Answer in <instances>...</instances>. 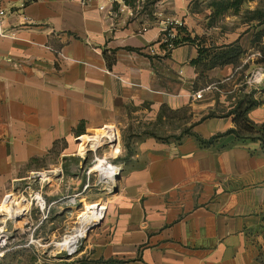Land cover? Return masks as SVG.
<instances>
[{
  "label": "crops",
  "instance_id": "1",
  "mask_svg": "<svg viewBox=\"0 0 264 264\" xmlns=\"http://www.w3.org/2000/svg\"><path fill=\"white\" fill-rule=\"evenodd\" d=\"M189 1L149 0L129 17L101 0H0L7 32L0 36V209L13 199L1 204L7 194L20 196L28 180L45 173L52 191L66 193L70 181L61 162L78 139L97 131L91 136L97 143L111 131L116 154L114 126L128 115L163 119V110L193 108L199 117L193 137L120 142L118 155L103 159L117 170L114 182L102 180L110 169L100 167L97 183H89V173L79 193L48 199V207L70 210L80 198L92 204L89 192L95 188L94 201L104 209L84 248L93 259L254 262L255 234L264 230V151L258 142L227 134L234 124L226 115L250 91L240 74L233 77L241 59L238 68L217 66L201 76L191 65L196 45L185 43L167 56L160 48L165 23L185 20ZM212 43L241 48V36ZM197 92L199 100L192 96ZM253 96L260 103L247 118L258 130L264 124V87H255ZM43 164L47 170L38 172ZM91 207L97 217L99 206ZM17 257L6 254L0 264H23Z\"/></svg>",
  "mask_w": 264,
  "mask_h": 264
},
{
  "label": "rangeland",
  "instance_id": "2",
  "mask_svg": "<svg viewBox=\"0 0 264 264\" xmlns=\"http://www.w3.org/2000/svg\"><path fill=\"white\" fill-rule=\"evenodd\" d=\"M232 1L190 0L189 15L180 22L182 28L186 30L183 33L191 38L195 36L201 38L206 45H210L212 42L221 45L228 43L238 35L241 36V48L245 51L242 62L247 61L246 63L250 64L252 61H261L244 71V75H247L246 80H252V83L248 84V88L253 90L255 87H264V0H244L237 8L224 6L225 3ZM242 65L244 64L242 63ZM257 72L260 74L254 77ZM195 113L193 108H189L177 112L163 110V119L152 116L142 118L139 113L128 115L114 126L118 137L116 146L118 152L116 154L113 153L114 140L111 143H107L106 140L98 142L96 149L89 148V142H85L81 147V141L91 139V136L95 135L97 131L92 135L78 139L73 145L71 155L61 162L65 176L70 181V187L66 193L52 191L50 186H47L46 179L49 182L52 180L45 173L36 182L34 180L30 183L28 180V184L21 187L23 192L20 194L21 199H17L20 198L18 194H7L13 198L7 204L10 211L0 213V226H3L7 234L10 235L7 245L10 251L7 254L20 256L17 259H21L23 264H80L88 256V251L84 249L85 245L100 223L104 209L102 201H98V199L94 201L95 197L99 195L95 188L89 192L92 195V204L86 203L83 198H80V205L75 203L74 208L70 210L49 207L45 209L48 210L47 212L45 210L41 212L33 202L26 206L30 200L27 195L32 196L33 192L38 191L46 207L48 199L62 196L67 198L73 193L76 195L82 187L88 168L91 173L88 176L89 183H97L99 171L92 170V168L104 158L117 156L120 151V142L128 144L143 137L179 142L185 137H193L192 127L199 120ZM260 149L264 151L261 145ZM54 157L56 160L59 155H54ZM47 168L44 164L39 165L38 172H45ZM110 189L112 188L110 187ZM95 204L100 208V214L97 217L94 207H91ZM86 207H89L91 211ZM84 217H88L87 221L90 222L86 221L84 224L82 222ZM82 225H85L83 238L76 244L75 252L62 248L60 245L62 240L67 236L74 235ZM253 255L254 262L252 264H264V230L255 234Z\"/></svg>",
  "mask_w": 264,
  "mask_h": 264
},
{
  "label": "trees",
  "instance_id": "3",
  "mask_svg": "<svg viewBox=\"0 0 264 264\" xmlns=\"http://www.w3.org/2000/svg\"><path fill=\"white\" fill-rule=\"evenodd\" d=\"M244 0H233L232 2H227L224 4L227 8H237ZM186 32L184 28H177L176 39L173 40L174 47H178L185 43H191L197 46L198 53L197 58L191 61V65H193L197 71L202 74L214 67L224 66V65H232L233 68L240 67V59L241 65L242 60L245 56V51L240 48V46L236 43L230 44L224 47H216L213 43L210 45H206L205 41L201 38L195 36L191 38L189 35L183 33ZM161 49H164V45L160 46ZM169 53H166L167 56ZM259 62H255V64H259ZM242 67V68H241ZM238 71L233 75L236 76V73L240 74V80L244 82L247 78V75H244V71L249 68V64L246 63L242 65ZM246 86L241 84V91L244 92ZM234 108L229 111L227 116H233V124L234 128L227 132V134H232L237 141H251L258 142L262 148H264V124H262L258 130L255 129V126L248 120L247 113L259 105V101L254 99L253 90H250L247 94L241 93V96L235 102ZM212 116V115H208ZM213 139H210L206 142H211ZM202 143L205 141L199 140ZM80 264H127V261L119 260V259H93L91 257L86 256Z\"/></svg>",
  "mask_w": 264,
  "mask_h": 264
},
{
  "label": "built area",
  "instance_id": "4",
  "mask_svg": "<svg viewBox=\"0 0 264 264\" xmlns=\"http://www.w3.org/2000/svg\"><path fill=\"white\" fill-rule=\"evenodd\" d=\"M101 1H103L104 3H108V4L118 5V13H120V14L126 13L129 17H134L135 14H138L141 10H143L145 8V6L147 5L149 0H131L132 1L131 6H128L126 4L127 0H101ZM150 1H157L158 2L160 0H150ZM5 17H6V12L4 10H0V36H3L7 33L2 28V24L4 23ZM178 27H181L180 22L168 21L165 23V27L161 30L160 44L164 45V49H163L164 54L171 52L175 48L173 40L176 39ZM141 31L145 32L146 27H143L141 29ZM259 74H260L259 72L255 73L254 77L256 75H259ZM250 83H252V80L247 81V84H250ZM192 96L195 100H199L201 98V92L194 93ZM104 128H102V129H104ZM110 128L113 130L112 127H110ZM95 161H97V160L95 159ZM102 161H103V164L107 168H109L111 166L109 163H106L104 160H102ZM113 168L114 167L112 166L111 170H109V172H108L109 176L101 173L102 180H104V181L107 180L108 183L114 182V178L117 174V170L113 169ZM89 173H90V168L87 169L86 175H89ZM113 173L115 174V176H114L113 180L111 181V180H109L110 179L109 177L112 176ZM86 187H87V185L85 186V188ZM6 197H8V196L6 195L3 198L1 204H3L5 202ZM27 197L30 198L29 205H31L33 202L34 205L36 207H38L41 212L44 211L45 209L49 208L48 206L46 207L45 203L42 201V199L40 197V193L38 191L33 192L32 196L28 195ZM19 199H21V197ZM71 201H73V199ZM25 202H26V200H25ZM45 211L47 212L48 210H45ZM9 237H10V235L7 234V232L3 228V226H0V260L8 253V251H10V249H8V247H7L8 243H9ZM73 252H75V250H73Z\"/></svg>",
  "mask_w": 264,
  "mask_h": 264
},
{
  "label": "bare ground",
  "instance_id": "5",
  "mask_svg": "<svg viewBox=\"0 0 264 264\" xmlns=\"http://www.w3.org/2000/svg\"><path fill=\"white\" fill-rule=\"evenodd\" d=\"M259 77V76H258ZM259 80V79H258ZM106 132H109L108 134H105V135H107L106 137H105V135H104V133H102V135L100 136V139H99V141L98 142H102V140H106V142L107 143H109V142H111L112 140H114V138H115V135H114V133L113 132H111V131H106ZM97 135H100L99 133L97 134ZM97 135H95V137L97 136ZM108 140V141H107ZM83 141L84 140H82L81 141V143H83ZM88 141H91L90 142V144H89V148H94V146H98L97 144H98V142L97 143H94V141H92L91 139H88ZM96 148H98V147H96ZM95 148V149H96ZM104 166V168L106 167L104 164H103V161H99L93 168H92V170H99L100 169V167H103ZM109 169L111 170V166L109 167ZM113 169H115V168H113ZM115 171V170H114ZM106 173H105V175H107V176H109V173H107V171H105ZM114 176H115V174L113 173V175L112 176H110L109 178V180H113V178H114ZM10 211V208H9V210H8V206L7 205H5V206H3L1 209H0V213L1 212H9ZM7 215V214H6ZM6 217V216H5ZM87 219H88V217L87 218H83V220L84 221H82V222H84V224H86V221H87ZM87 222H90L89 220L87 221ZM92 222H95V220H92ZM90 224V223H89ZM84 226L85 225H82V227H81V229L80 230H77L76 232H75V234L74 235H70V236H67L66 238H64V240H62V242H61V247L62 248H67V249H69V250H75V248H76V244L78 243V241L81 239V238H83V230H84ZM59 245V246H60Z\"/></svg>",
  "mask_w": 264,
  "mask_h": 264
}]
</instances>
